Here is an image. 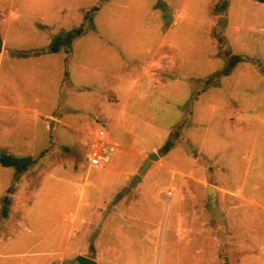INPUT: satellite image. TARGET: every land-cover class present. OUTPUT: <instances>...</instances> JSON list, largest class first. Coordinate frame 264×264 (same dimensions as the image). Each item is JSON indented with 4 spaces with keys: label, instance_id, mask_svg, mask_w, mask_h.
Segmentation results:
<instances>
[{
    "label": "rangeland",
    "instance_id": "obj_1",
    "mask_svg": "<svg viewBox=\"0 0 264 264\" xmlns=\"http://www.w3.org/2000/svg\"><path fill=\"white\" fill-rule=\"evenodd\" d=\"M0 40V154L35 160L0 163V264H264V1L0 0Z\"/></svg>",
    "mask_w": 264,
    "mask_h": 264
},
{
    "label": "trees",
    "instance_id": "obj_2",
    "mask_svg": "<svg viewBox=\"0 0 264 264\" xmlns=\"http://www.w3.org/2000/svg\"><path fill=\"white\" fill-rule=\"evenodd\" d=\"M258 1H264V0H258ZM82 26H79L77 28H74L73 30L68 31L67 33H64L61 39L55 40L51 46V50H57L60 47L61 43L71 44L73 41V38L77 35H80L82 33ZM238 56H233V62L238 60ZM170 146L169 142L165 145V148L167 149ZM34 158L32 156H18L11 153H1L0 154V163L4 166H11L16 168L20 172L26 171L30 165L34 162Z\"/></svg>",
    "mask_w": 264,
    "mask_h": 264
},
{
    "label": "built area",
    "instance_id": "obj_3",
    "mask_svg": "<svg viewBox=\"0 0 264 264\" xmlns=\"http://www.w3.org/2000/svg\"><path fill=\"white\" fill-rule=\"evenodd\" d=\"M100 135L103 134V131H99ZM92 154L90 155L89 163L94 167H104L105 163L109 160V153L116 150V145L107 140L105 136H98L95 138L92 145Z\"/></svg>",
    "mask_w": 264,
    "mask_h": 264
},
{
    "label": "water",
    "instance_id": "obj_4",
    "mask_svg": "<svg viewBox=\"0 0 264 264\" xmlns=\"http://www.w3.org/2000/svg\"><path fill=\"white\" fill-rule=\"evenodd\" d=\"M1 48H2V40H0V49ZM159 157H160V155L155 151L150 153L149 157L145 160V162H144L142 168L140 169L139 173L136 174L133 181L131 182V186L136 184L139 180L142 179V176H143V173L145 172V170L152 164L153 160L158 159ZM207 190H208V193L210 195L211 201L215 202L216 197H217L216 187L212 184H208ZM77 260L80 264H98L97 260L95 258L87 256V255H83V254H79L77 256Z\"/></svg>",
    "mask_w": 264,
    "mask_h": 264
},
{
    "label": "crops",
    "instance_id": "obj_5",
    "mask_svg": "<svg viewBox=\"0 0 264 264\" xmlns=\"http://www.w3.org/2000/svg\"><path fill=\"white\" fill-rule=\"evenodd\" d=\"M153 64L155 65V64H157V62L156 61H154L153 62ZM109 100H110V98H108ZM96 119H95V121H96V125H97V123H99L100 122V119H98V114H96ZM98 127V126H97ZM102 129L101 128H98V131H101ZM97 137V135H94V140H95V138ZM143 177V176H142ZM64 263V259H60L59 260V264H63Z\"/></svg>",
    "mask_w": 264,
    "mask_h": 264
}]
</instances>
